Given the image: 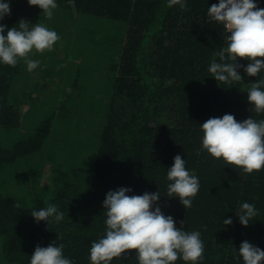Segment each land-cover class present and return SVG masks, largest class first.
Wrapping results in <instances>:
<instances>
[{
  "label": "trees",
  "instance_id": "obj_1",
  "mask_svg": "<svg viewBox=\"0 0 264 264\" xmlns=\"http://www.w3.org/2000/svg\"><path fill=\"white\" fill-rule=\"evenodd\" d=\"M8 2L11 15L2 21L7 28L18 27L21 19L30 22L29 27L46 21L42 9L27 0ZM255 2L264 8V0ZM56 3L90 21V40L98 52L88 74L93 82H106L109 98L99 105L93 92L83 91L78 102L73 92L65 91L66 97L57 103L41 99L47 106L42 110L30 92L39 89L37 85L17 90L24 76L22 59L15 67L0 62V264H30L37 245L52 243L62 244L63 255L73 264H91V245L106 233L103 201L107 192L119 187L131 188L129 195L158 191V205L178 228L184 221L185 231H199L204 252L196 264H244L239 256L244 241L264 250V167L247 174L202 150L200 125L209 118L232 114L237 121L264 119V113L253 110L247 93L253 82L264 78V71L249 77L240 69L243 83L231 85L217 82L208 71L227 43L228 33L207 15L218 0H186V11L178 5L169 8L168 0ZM56 20L60 28L71 21ZM51 62L46 74L55 67L66 70ZM237 62L249 63L239 58ZM22 100L29 102L23 112ZM59 110L62 117L56 120ZM93 112H102L100 128L94 129L96 117L89 116ZM63 128L68 136L54 142ZM90 133L95 134L91 146L80 141L81 134ZM177 154L200 182L187 209L178 197L167 196V171ZM37 156L41 160L34 161ZM47 163L50 177L43 183ZM244 202L254 204L258 212L247 227L236 215ZM48 204L58 206L63 220L37 223L31 212ZM229 218L233 223L224 225ZM111 264L138 260L132 251ZM174 264L192 262L178 259Z\"/></svg>",
  "mask_w": 264,
  "mask_h": 264
},
{
  "label": "clouds",
  "instance_id": "obj_2",
  "mask_svg": "<svg viewBox=\"0 0 264 264\" xmlns=\"http://www.w3.org/2000/svg\"><path fill=\"white\" fill-rule=\"evenodd\" d=\"M30 6H38L46 18L51 19L58 7L56 0H27ZM72 5L74 0H68ZM178 5L188 10L186 0H168L169 8ZM11 15L8 0L0 2V62L15 67L22 59L29 72L36 69L40 61L31 58L33 49L37 53L51 50L59 36L43 24H31L24 19L18 27L7 28L2 23ZM210 21L223 26L228 33L226 47L216 53L219 62L213 60L208 71L217 82L225 84L243 83L240 69L249 77H257L264 71V8L255 0H218L207 9ZM7 28V31H6ZM6 32V34H5ZM238 58L247 60V66L238 63ZM264 78L256 80L247 90L248 102L257 114L264 113ZM204 135L202 150L228 165L243 169L247 174L259 172L264 167V119L257 121L249 117L237 121L232 114L211 117L200 125ZM199 154V153H197ZM186 161L177 154L167 171V196L178 197L182 206H192L199 191L200 182L185 167ZM128 187H119L107 192L103 201L106 214V233L90 248L91 264H111L113 258L125 259L132 251L138 264H174L178 259L196 264L203 260L204 245L199 231H185L184 221L180 227L171 215H165L158 205L159 192H144L129 195ZM19 207V205H17ZM236 215L241 225L247 227L258 215L254 204L244 202ZM31 216L39 223L60 222L64 213L55 204L33 210ZM224 225L233 221L224 219ZM63 245L54 243L47 247L37 245L31 255L30 264H73L63 255ZM239 256L244 264H264V250L244 241L239 247Z\"/></svg>",
  "mask_w": 264,
  "mask_h": 264
},
{
  "label": "rangeland",
  "instance_id": "obj_3",
  "mask_svg": "<svg viewBox=\"0 0 264 264\" xmlns=\"http://www.w3.org/2000/svg\"><path fill=\"white\" fill-rule=\"evenodd\" d=\"M57 17H61L63 19L65 18V20L71 21L65 22L67 24H65L63 28L56 27L55 25L57 22ZM43 25L50 30H54L59 36V39L53 45L51 50H45L43 53H37L35 49H33V53H30L31 58L40 61L39 66L33 71L29 72L27 70V65L22 60L24 76H22V81L17 82V90L22 91L23 89L24 91L26 90V88L30 87V85H37V88L39 89L32 90L31 88L30 92L32 93V96L36 98L37 102L39 101L36 105H40L42 107V110L47 108V106H45V104H40L41 99L47 97L46 100H49L48 97H50L51 100L57 99V101H55L57 103L66 97L65 91H67V93L73 92L74 97L78 99V102H81L82 100L81 94L85 96V93L83 91L93 92V95L97 99V103H99V105L101 102H107L109 98V86L106 84V82L101 83L99 80L95 82L91 81L89 77L91 75L88 74V71H91L90 69L94 67V57H97L98 52L97 47H93L90 40V21L86 20V18L84 19V17H80L79 15H77V13L72 15L66 12L65 9H61L58 7L53 10L52 18H46V21H44ZM97 35L100 37L98 33ZM58 59L60 64L57 61ZM52 60H54L59 66H64L66 70L64 72H60L59 69L55 67L52 71L46 74L45 70L48 69L49 66L53 65L51 62ZM91 60L92 62H90ZM76 80L79 86L74 87V82ZM94 86L97 89H94ZM55 89L58 93V97H53ZM28 103L29 102L23 100L19 102L21 112L27 109ZM93 104L94 103H92V108H94ZM60 113L62 114L60 110L56 111V120L62 117L61 115H59ZM97 113V116H95L96 112H93L89 115L96 117V127L94 129L100 128L97 125L99 124V121L103 120L102 112ZM66 124L63 127H66ZM20 131L24 132L23 129H20ZM83 134H81L82 136L80 138V141H89V145L91 146L94 142L92 141L94 139L91 138L94 137L95 134L90 133L87 137ZM64 135L65 137L68 136V133L65 132V128H63L62 132L56 135V140L54 142L59 141L60 143V140L64 137ZM75 135L76 132L73 133V136ZM59 143L55 146L58 147ZM40 158L42 157L37 156L34 161H39L41 160ZM50 171L51 165L50 163H47L44 169V174L42 176L43 183L48 182Z\"/></svg>",
  "mask_w": 264,
  "mask_h": 264
}]
</instances>
